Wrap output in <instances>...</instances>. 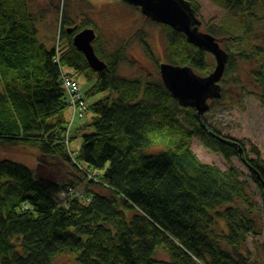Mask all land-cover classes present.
I'll return each instance as SVG.
<instances>
[{
    "label": "trees",
    "instance_id": "16d2710c",
    "mask_svg": "<svg viewBox=\"0 0 264 264\" xmlns=\"http://www.w3.org/2000/svg\"><path fill=\"white\" fill-rule=\"evenodd\" d=\"M189 1L200 15L198 0ZM210 1L236 19L241 32L205 25L228 53L222 97L209 111L239 105L250 94L264 109V0ZM31 7L28 0H0V144L31 146L39 167L0 160V264H56L61 255L74 264H264V243H254L256 257L246 247L250 236L264 233V207L250 185L264 201L258 148L251 146V157L244 142L181 106L160 73L120 75L134 39L155 59L146 31L137 30L113 53L101 48L98 36L94 48L108 67L96 72L73 42L91 23L77 22L61 8L67 45L57 54L41 40ZM158 25L168 63L201 75L214 70L212 54ZM65 76L89 86L86 116L78 117L87 120L72 131ZM196 136L229 168L201 162L192 150ZM79 138L82 145L73 151ZM153 144L164 149L149 153ZM233 157L245 158L251 180ZM61 166L72 171L67 179L58 176Z\"/></svg>",
    "mask_w": 264,
    "mask_h": 264
},
{
    "label": "rangeland",
    "instance_id": "374dc122",
    "mask_svg": "<svg viewBox=\"0 0 264 264\" xmlns=\"http://www.w3.org/2000/svg\"><path fill=\"white\" fill-rule=\"evenodd\" d=\"M28 2L32 6V11L37 15L41 40L50 47H55L57 54L63 52L67 45L66 39L60 35V10L65 7L71 19L77 22L88 20L91 23L89 28L95 29L101 41V44L100 41L98 44L102 45L101 48L103 47L106 53L115 52L125 40L131 41L132 35L137 30L146 31L147 41L158 62L151 58L139 40L134 39L128 48V56L131 55L130 59L119 66L120 75L128 78L154 77L159 73V63H167L166 40L160 25L147 20L140 10L122 0H28ZM198 3L200 16L203 20L201 30L205 31V25H224L232 32H241L238 28V21L231 17L225 9L215 5L210 0H198ZM79 80L81 84L84 83L82 78ZM88 87V84L84 86L83 92ZM242 101L243 103L239 105H221L211 112H206L204 117L209 124L218 130L244 142L251 157H256V155L250 151V148L256 146L262 159H264V109L254 94L245 95ZM67 116L69 120L72 117L70 107L67 109ZM86 120L87 118H76L74 126H78ZM81 145V138L75 139L71 149H77ZM163 149L162 145L153 144L147 151L153 153ZM192 150L203 163L216 165L223 170L229 168V162L224 156L204 147L199 136L193 139ZM4 158L21 161L39 171L35 151L29 145L5 146L0 144V160ZM231 162L244 172L246 180H251V171L239 157H233ZM70 172L72 171L67 166H61L58 170V176L64 180L69 177ZM250 185L258 195L256 199L259 205L264 207L262 193L253 182H250ZM78 190H83V187L80 186ZM255 242L263 244L264 233L262 237L258 238L250 236L246 244V247L251 249L253 257H256L258 252L254 245ZM161 256L168 258L166 254ZM70 259H72L71 256L69 258L66 255H61L57 258L56 264H74Z\"/></svg>",
    "mask_w": 264,
    "mask_h": 264
},
{
    "label": "water",
    "instance_id": "95a60500",
    "mask_svg": "<svg viewBox=\"0 0 264 264\" xmlns=\"http://www.w3.org/2000/svg\"><path fill=\"white\" fill-rule=\"evenodd\" d=\"M138 8L147 20L168 25L185 34L187 40L200 49L212 54L216 65L208 75L198 74L191 66H179L161 63L160 76L167 89L178 103L195 108L201 118L211 108L212 101L222 97L221 80L225 75L228 53L221 46L220 40L201 30L203 21L192 7L189 0H122ZM72 29H69L71 32ZM97 35L94 29L86 28L74 38V46L81 51L89 67L96 72H103L107 63L96 54L93 42ZM240 154L244 149L237 142ZM243 162H246L245 158Z\"/></svg>",
    "mask_w": 264,
    "mask_h": 264
},
{
    "label": "built area",
    "instance_id": "2783aa9c",
    "mask_svg": "<svg viewBox=\"0 0 264 264\" xmlns=\"http://www.w3.org/2000/svg\"><path fill=\"white\" fill-rule=\"evenodd\" d=\"M64 82H65V87L67 91H69V93L71 94L70 104L72 105L74 109V113L82 117L86 109V105H85V102L82 100V95H81L78 83L67 76L64 77ZM75 192L76 191L71 190L72 194H74ZM63 195L66 196V194H63Z\"/></svg>",
    "mask_w": 264,
    "mask_h": 264
}]
</instances>
